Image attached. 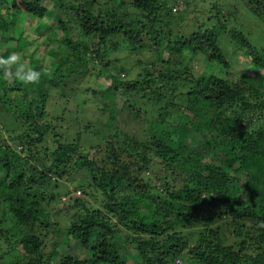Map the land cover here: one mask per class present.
I'll use <instances>...</instances> for the list:
<instances>
[{"label":"trees","instance_id":"obj_1","mask_svg":"<svg viewBox=\"0 0 264 264\" xmlns=\"http://www.w3.org/2000/svg\"><path fill=\"white\" fill-rule=\"evenodd\" d=\"M194 1L0 0V61L30 63H0V264H264V46L245 30L253 22L264 35V0H202L204 30L185 35L173 22ZM24 15L41 21L39 36L50 31L40 43L58 44L59 64L36 58ZM49 16L55 24L42 23ZM228 48L231 64L253 71L229 73ZM186 51L226 73L184 66ZM19 68L38 79L25 83ZM80 93L99 126L79 122L68 100ZM62 202L65 247L45 259L42 230Z\"/></svg>","mask_w":264,"mask_h":264},{"label":"rangeland","instance_id":"obj_2","mask_svg":"<svg viewBox=\"0 0 264 264\" xmlns=\"http://www.w3.org/2000/svg\"><path fill=\"white\" fill-rule=\"evenodd\" d=\"M210 1H213V0H210ZM237 2H238V0H231V3L236 4L238 6V9H239L240 5ZM197 4H198V0L194 1L191 6L186 8V10L183 9L184 7L181 6L180 12H179V16H177L176 20L173 22V28H175L176 30L177 29H181L182 33L185 34V35H189V34H191L193 32H196V31H203L204 27H205L204 21L206 19L207 10L210 8L211 4H209V1H202V0H200V4L198 6H197ZM194 8H196V12L200 16V19H199L198 16L196 18H192V16H191L192 11L191 10H193ZM175 10L176 9L173 8L172 11L175 12ZM239 20L240 21L241 20H246L247 21L248 19H246V17L243 15V16H241L239 18ZM39 22H41V21H39L38 19L35 20L33 17L24 15V16H22L21 20L19 21V25H21V28L23 30H25L27 39L29 40L28 42L30 44L29 47L31 49H35L36 58H39L40 60H42V63H47V62H50V61H52L54 59L51 56L50 51H51L52 47L58 46V44L50 43V45H48V46L41 45L40 42L46 40L50 36V31L46 30V31L42 32L43 34L41 36H39L38 33L36 32L37 24ZM42 23H48L49 25H52V24H55L56 22H55V20L50 19V16H49V18H47V19H42ZM247 24H248V28L245 29V30L248 32L247 34L250 36V39L253 41V43L255 45H257L258 47L259 46H264V35L263 34L261 35V32H262L261 29L256 24H254L253 22H250V23H247ZM231 26L232 25L229 24L230 28H231ZM68 29L69 30L71 29L70 25H69ZM20 32H21L20 29H18L16 31V33H15L16 36L19 35ZM224 36H229V35L223 34L222 37H224ZM59 38H61V35L56 37V39H59ZM221 44H222L223 47L230 46V48H232V47L235 46L233 44V41L231 42L229 38L227 39V37L222 40ZM230 48H228V50H227V52H228L227 53V56H228L227 60L229 62V65H227V68H229L228 69L229 73L233 72V71H236V73H237V72H239L240 69H242V71H240L241 73H244L246 71H248V72L253 71L252 70L253 69L252 65H249V67H248L246 64H244V65L243 64L241 65L240 63L231 64L233 62V60H235L234 58L236 56H235L234 53H232L230 51ZM186 52H188L187 55L183 56V60L185 62L184 66H190L193 69H198L199 66L202 67V65H199V64H204L206 71H211V72H214L216 74H219V73L223 72L219 68V66H218L219 64L218 63H213L212 64V62L210 60H208L204 56L203 53L194 54V53H191L190 51H186ZM185 53H184V55H185ZM20 55H17V59H19L23 63V66L26 69H28L30 67L29 61L27 60V58H24L23 55H21V56ZM203 57L206 58V60H204ZM192 58H193V61H192ZM190 59H191V62H189ZM239 59H241V57ZM196 61H197V63H195ZM242 62H244L243 59H241V63ZM202 70H203V68H202ZM225 73L226 72H223V74H225ZM21 75H22V70L19 68V69H17V77L19 78V76H21ZM87 81H88V79H84L83 80L82 84L80 85V89L84 85H85V87H87L89 84H91V81L89 83H87ZM92 82H93V80H92ZM94 88H96V87H94ZM70 89H71V87H67L66 89H63V92H68ZM35 91L39 92L40 89L38 90L37 88H35ZM85 98H86V96H85ZM82 99H84V98L82 97V94L80 93L78 97L73 96L70 100H68V102H70V105L73 104L74 107H75V105H78L80 108H82V110H80L81 116H80V121L79 122H81V121L82 122L83 121L84 122H88L89 120H93V122L95 123V126H97V125L99 126V124H98L99 121L98 120L101 119V116L96 110L92 109V106H94L93 102H95V100L93 98H90V100H89V98H86L87 99V100H85L86 101V105H85V107L83 109ZM60 109H61V106H60ZM66 113H67V115H65L66 121H70V120H74L75 119V114L72 116V114L74 112H72L71 108H68ZM120 123L122 125L120 127L121 129L129 131L127 129L128 127L127 128L125 127L126 125H125L124 122L122 123V121H120ZM176 123L178 124L179 121L176 120ZM72 126H74L72 128V130H74L76 128V124L75 123L71 124V127ZM80 127L82 128V126H80ZM201 138H202L201 136L199 138H197V135L195 134V132L192 133V136H191L192 142L197 143L199 140H201ZM84 139L85 140L87 139L88 145L90 147H91V145L96 144V143L93 142V140L91 138L89 139L88 137H84ZM96 141L99 142L98 140H96ZM84 143H85V141H84ZM85 148H87V147H85ZM86 151H88V150H86ZM85 174H86V171H84V170L77 172L75 174L74 178H73V182L75 183V182H79V181L83 180L82 177H84ZM151 175L152 174L149 175L147 173V176L151 177ZM68 184H71V183H68ZM74 185L75 184H73V183L71 184L72 188L75 187ZM78 190L79 189H75L74 192H77ZM80 195H77V196H79V197L83 196V194L81 196ZM83 198H85V197L83 196ZM62 200H64V199L62 198ZM89 200H90V198H89ZM91 201H93V200H91ZM63 202L58 204L57 208H55L52 211V214L54 213L53 221H54V223H56L54 228L50 229L49 231L42 230L43 233H47L48 247L45 250V259H50L49 256L52 255L53 253L55 254L53 249L56 248L57 246L59 248H61V249L65 247L63 242H64V240L66 239V236H67L68 223L65 220L66 216L64 215V210H67V207H66L67 204L66 203L64 204ZM55 213H56V215H55ZM216 224H218V223H216ZM10 226H11V224H9V226L7 224L6 228H8ZM3 228H5V227H3ZM199 229L200 228L197 229V228L194 227V228H191L189 231L194 233V234H196V238H198L199 237V231H200ZM196 231H197V233H196ZM229 233H231V232H229ZM62 243H63L64 246H61ZM7 244L8 243L6 242L5 239H0V245L5 251L7 250ZM15 248H16V250H15L16 252L23 253L22 250H21V247L16 245ZM74 251H75V253H77L76 255L80 256V257H84L86 255V253H87V250H80L79 247L74 248ZM74 251L72 250V251H70V253L73 254ZM130 251L131 252H135L132 249Z\"/></svg>","mask_w":264,"mask_h":264},{"label":"clouds","instance_id":"obj_3","mask_svg":"<svg viewBox=\"0 0 264 264\" xmlns=\"http://www.w3.org/2000/svg\"><path fill=\"white\" fill-rule=\"evenodd\" d=\"M63 53L64 52H60L59 53V55L60 56H62L63 55ZM54 59L52 60V61H50V62H47V63H42V60H40L41 61V64L43 65V66H47V65H52L53 63L54 64H59L60 63V61H61V58H60V56L59 57H56V56H54V55H51ZM17 59V54L16 53H13L12 55H10L9 57H8V59L7 60H4V61H0V63H4V64H9V63H11V62H14L15 60ZM30 68V67H29ZM28 68V69H29ZM38 77H39V73H37V72H30V73H28L27 75H21V76H19V78L21 79V80H23L25 83H30V82H35L37 79H38ZM61 94H62V92H60ZM73 193V195L76 197V195H75V193L76 192H72ZM64 198H66V197H63V199ZM66 200V199H65ZM64 200V201H65Z\"/></svg>","mask_w":264,"mask_h":264},{"label":"built area","instance_id":"obj_4","mask_svg":"<svg viewBox=\"0 0 264 264\" xmlns=\"http://www.w3.org/2000/svg\"><path fill=\"white\" fill-rule=\"evenodd\" d=\"M75 195L77 196V195H80V191H77L76 193H75ZM66 198H64V200H65Z\"/></svg>","mask_w":264,"mask_h":264}]
</instances>
